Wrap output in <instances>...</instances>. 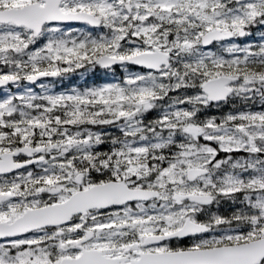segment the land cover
<instances>
[{
    "label": "snow or ice",
    "instance_id": "obj_1",
    "mask_svg": "<svg viewBox=\"0 0 264 264\" xmlns=\"http://www.w3.org/2000/svg\"><path fill=\"white\" fill-rule=\"evenodd\" d=\"M0 264H264V0H0Z\"/></svg>",
    "mask_w": 264,
    "mask_h": 264
},
{
    "label": "trees",
    "instance_id": "obj_2",
    "mask_svg": "<svg viewBox=\"0 0 264 264\" xmlns=\"http://www.w3.org/2000/svg\"><path fill=\"white\" fill-rule=\"evenodd\" d=\"M117 75H119V72H117ZM107 79H111V77H108ZM62 87L67 86H85L93 83H101L104 82V80L100 79L99 76H88L86 78H82L79 75H74L71 78H67L64 81H60ZM154 115V114H153Z\"/></svg>",
    "mask_w": 264,
    "mask_h": 264
},
{
    "label": "rangeland",
    "instance_id": "obj_3",
    "mask_svg": "<svg viewBox=\"0 0 264 264\" xmlns=\"http://www.w3.org/2000/svg\"><path fill=\"white\" fill-rule=\"evenodd\" d=\"M54 83H55V85H56V87H55V90H56V91H61V90H64V89H66V88L71 87V86L62 87V86H61V82H59V80H56ZM37 90H38V89H37Z\"/></svg>",
    "mask_w": 264,
    "mask_h": 264
}]
</instances>
